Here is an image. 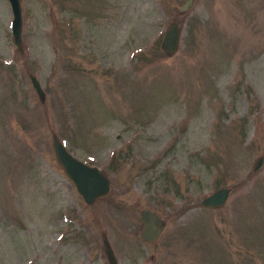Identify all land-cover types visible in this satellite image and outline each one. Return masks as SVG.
Masks as SVG:
<instances>
[{"label": "rangeland", "instance_id": "374dc122", "mask_svg": "<svg viewBox=\"0 0 264 264\" xmlns=\"http://www.w3.org/2000/svg\"><path fill=\"white\" fill-rule=\"evenodd\" d=\"M183 1L20 0L19 52L0 0V264H107L103 236L117 264H264V0ZM52 132L106 195L81 200Z\"/></svg>", "mask_w": 264, "mask_h": 264}, {"label": "water", "instance_id": "95a60500", "mask_svg": "<svg viewBox=\"0 0 264 264\" xmlns=\"http://www.w3.org/2000/svg\"><path fill=\"white\" fill-rule=\"evenodd\" d=\"M11 19L9 22V31L11 34V43L15 50L22 52L21 46V4L20 0H6ZM193 0H184L178 9V12L185 13L191 6ZM179 44V26L176 21H171L164 28L159 43V48L165 55H172ZM31 86L42 103L44 100V91L39 81L34 75L28 74ZM51 150L53 156L67 181L74 187L76 193L86 204L93 203L96 199L106 195L109 190V180L107 175L97 166L85 163L73 156L66 148L61 139L54 133H51ZM262 158L258 157L253 171H256ZM230 191L229 187H220L204 195L200 201L203 208H219L224 203ZM140 230L138 237L145 243H153L157 240L164 228L165 222L160 215L152 209L139 210ZM102 250L107 264H117L115 256L109 246L105 236L102 237Z\"/></svg>", "mask_w": 264, "mask_h": 264}, {"label": "flooded vegetation", "instance_id": "af4514ba", "mask_svg": "<svg viewBox=\"0 0 264 264\" xmlns=\"http://www.w3.org/2000/svg\"><path fill=\"white\" fill-rule=\"evenodd\" d=\"M74 188V187H73ZM75 190V189H74Z\"/></svg>", "mask_w": 264, "mask_h": 264}]
</instances>
